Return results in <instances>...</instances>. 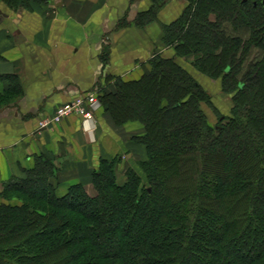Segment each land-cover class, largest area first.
Here are the masks:
<instances>
[{
    "label": "trees",
    "instance_id": "16d2710c",
    "mask_svg": "<svg viewBox=\"0 0 264 264\" xmlns=\"http://www.w3.org/2000/svg\"><path fill=\"white\" fill-rule=\"evenodd\" d=\"M32 8L55 0H0ZM139 24L154 19L153 0ZM176 54H155L139 79L99 89L117 124L137 120L148 159L119 183L121 156L93 173L96 194L74 183L63 194L46 154L3 184L0 264H264V3L187 0L164 26ZM193 55L203 73L232 94L231 113L212 125L211 93L178 57Z\"/></svg>",
    "mask_w": 264,
    "mask_h": 264
},
{
    "label": "crops",
    "instance_id": "0c3cea01",
    "mask_svg": "<svg viewBox=\"0 0 264 264\" xmlns=\"http://www.w3.org/2000/svg\"><path fill=\"white\" fill-rule=\"evenodd\" d=\"M153 3L55 0L17 11L0 3L8 14L0 15V194L4 182L25 175L38 155L54 159L61 194L74 183L91 185L104 159L124 152L136 157L134 150L127 152L132 148L126 138L107 127L103 106L96 111L97 123L75 114L42 129L39 120L78 94L115 89L118 78L139 79L157 53L174 55L164 26L181 16L187 0H163L154 19L139 24ZM143 128L137 124L127 135H141Z\"/></svg>",
    "mask_w": 264,
    "mask_h": 264
},
{
    "label": "rangeland",
    "instance_id": "374dc122",
    "mask_svg": "<svg viewBox=\"0 0 264 264\" xmlns=\"http://www.w3.org/2000/svg\"><path fill=\"white\" fill-rule=\"evenodd\" d=\"M0 3L5 4V2H3V1H0ZM11 9H14L15 11H17V10L22 9V7H20V8H11ZM169 47H172V46H169ZM175 54H176V51H175L174 55ZM194 58L195 57L193 55H187V56H183V57H178L177 59H178V62L180 64L183 61V63H185L186 66L189 65V66H187L188 68L186 67V69L189 72H191L189 70L190 67L191 68L193 67V69H195L197 74H199L200 76L196 77V76H194V74H192V73L191 74L202 85V87L204 89H206L207 91H209L211 93V95H212L211 103H207V102L204 103L203 104V108H204V111L207 114L209 122L212 125H216V124L221 122L220 121V116L221 115H228V114L231 113V109H232V106L234 104L233 100H232V94L223 91L221 79L219 77H212V76H210L208 74H205V73L201 72L194 65ZM181 65L184 66L183 64H181ZM98 92H99V90H98ZM102 106H103V103H102ZM103 112H104V118H105L104 121H106V123L108 124L107 127H109L110 129H115L117 134L119 133V135H117L118 137L124 138V139L126 138L125 139L126 140V147L132 148L131 150H128L127 152H129V151L131 152L132 150H134L135 153H136V157L135 158H128L125 155L126 152L123 153L124 154V156L122 155V157H123L122 160L123 161L119 160V162L117 163L116 168H115V175H116L117 181L120 184L126 182V180H128V176L126 175V173L129 172V170H132V171L134 170L142 177L143 182L146 183L147 182V176H146V173L143 171V169L141 167V163H142V161H145V160L148 159L147 146H146L145 143H143L142 141H140L136 137V136H140V135H135L133 137H131V135L130 136L127 135V134H129V132L131 134V132L134 131L132 128H134L137 124H140L142 127H144L143 128L144 129L143 134H144L145 131H146L145 126L141 122H139L137 120H129V121L123 123V124H117L115 122V120L113 119V117H112L110 112L107 113L105 111V108L103 109ZM93 120H94L95 123H97V121H96V112H95V117H94ZM63 121H61V122H63ZM60 123H51L49 127H51L53 125H56V124H60ZM130 129H131V131H130ZM143 134H141V135H143ZM100 166H101V162H100V165L97 167V169L94 170V172L96 170H98L100 168ZM55 180H57L59 182L58 177H56ZM81 184H83V183H81ZM90 184L91 185H87L86 186L88 192L90 194H96L95 188L93 186V178H92V183H90ZM2 201H6V202L12 203V204H22L23 199L15 194V195L10 196L9 198H6V199L1 198L0 202H2Z\"/></svg>",
    "mask_w": 264,
    "mask_h": 264
},
{
    "label": "built area",
    "instance_id": "2783aa9c",
    "mask_svg": "<svg viewBox=\"0 0 264 264\" xmlns=\"http://www.w3.org/2000/svg\"><path fill=\"white\" fill-rule=\"evenodd\" d=\"M102 106L98 90L88 91L73 97L71 100L59 105L53 115L42 117L39 127L48 128L51 123H60L71 115H80L84 120H93L95 112Z\"/></svg>",
    "mask_w": 264,
    "mask_h": 264
},
{
    "label": "water",
    "instance_id": "95a60500",
    "mask_svg": "<svg viewBox=\"0 0 264 264\" xmlns=\"http://www.w3.org/2000/svg\"><path fill=\"white\" fill-rule=\"evenodd\" d=\"M263 1V3H264V0H262ZM61 3V1H59L58 2V5ZM0 15H2V16H8V14L7 13H5L2 9H0Z\"/></svg>",
    "mask_w": 264,
    "mask_h": 264
}]
</instances>
